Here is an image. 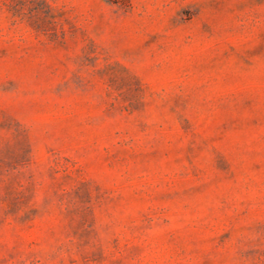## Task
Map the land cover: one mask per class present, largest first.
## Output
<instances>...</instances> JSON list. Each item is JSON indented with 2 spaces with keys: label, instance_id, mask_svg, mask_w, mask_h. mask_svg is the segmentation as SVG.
I'll list each match as a JSON object with an SVG mask.
<instances>
[{
  "label": "rangeland",
  "instance_id": "obj_1",
  "mask_svg": "<svg viewBox=\"0 0 264 264\" xmlns=\"http://www.w3.org/2000/svg\"><path fill=\"white\" fill-rule=\"evenodd\" d=\"M0 264H264V0H0Z\"/></svg>",
  "mask_w": 264,
  "mask_h": 264
}]
</instances>
